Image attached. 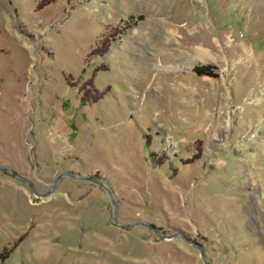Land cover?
<instances>
[{
  "label": "rangeland",
  "instance_id": "rangeland-1",
  "mask_svg": "<svg viewBox=\"0 0 264 264\" xmlns=\"http://www.w3.org/2000/svg\"><path fill=\"white\" fill-rule=\"evenodd\" d=\"M40 1L0 0V264H264V0Z\"/></svg>",
  "mask_w": 264,
  "mask_h": 264
},
{
  "label": "water",
  "instance_id": "water-1",
  "mask_svg": "<svg viewBox=\"0 0 264 264\" xmlns=\"http://www.w3.org/2000/svg\"><path fill=\"white\" fill-rule=\"evenodd\" d=\"M0 169L5 170V171H8V172H10L13 176L17 177L15 174H13V173L11 172L10 168H8V167L0 166ZM60 175H68V176H71V177H73V178H80V179H89V180H91L93 183L97 184V186H99L100 188H102L103 190H105V191L107 192V194H108V196H109V200H110V202H111V204L113 205L114 210H115V213H114V221H115L116 224H118L117 221H116V220H117V214H118V205H117V202H116V196H115V193H114V191H113L112 189H110V188H109L108 186H106L104 183H102V182L96 180L93 176H87V175H84V176H81V177H77V176H75V175H73V174H70V173H68V172H64V173H61V172H60L59 174H57V176H56L54 182L58 179V177H59ZM17 178H18V177H17ZM54 182L52 183V186L54 185ZM29 183H30V182H29ZM134 223H135V224H144V225L148 226L149 228H151L152 230L157 231V229L154 228V227H153L150 223H148L147 221L140 220V221H135ZM134 223H132V224H134ZM132 224H125V225H122V226H129V225H132ZM175 235L183 236L181 232H179V231H175V232H173V233H171V234L166 235V237L170 238V237H173V236H175ZM196 245L199 247V250H200V257H201V260H202V264H206V259H205V257H204V253H203V251H202V247L199 246L198 244H196Z\"/></svg>",
  "mask_w": 264,
  "mask_h": 264
},
{
  "label": "trees",
  "instance_id": "trees-1",
  "mask_svg": "<svg viewBox=\"0 0 264 264\" xmlns=\"http://www.w3.org/2000/svg\"><path fill=\"white\" fill-rule=\"evenodd\" d=\"M54 0H41L39 2L38 8H42L43 6L53 2ZM212 68L213 66L211 65H198V66H194V71L199 74V75H206V76H212L214 75L212 72Z\"/></svg>",
  "mask_w": 264,
  "mask_h": 264
}]
</instances>
